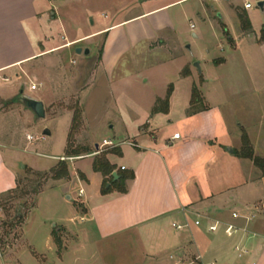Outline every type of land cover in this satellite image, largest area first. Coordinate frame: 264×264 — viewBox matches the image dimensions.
I'll use <instances>...</instances> for the list:
<instances>
[{"label": "crops", "instance_id": "0c3cea01", "mask_svg": "<svg viewBox=\"0 0 264 264\" xmlns=\"http://www.w3.org/2000/svg\"><path fill=\"white\" fill-rule=\"evenodd\" d=\"M230 3L242 7L251 23L250 32H242ZM245 3L251 4L250 0H0V196L15 190L23 173L7 155V151L16 153L18 148L5 142L10 115L3 108L9 103L18 105L22 97L42 102L41 97L19 92L18 84L39 59L52 60L59 54L66 57L73 46L86 43L80 49H89V56L95 51L97 56L89 66L83 61L76 69L78 73H73L79 81L85 72L91 77L113 78L123 60L168 52L169 44L175 42L193 57V48L203 35L194 32L195 17L219 29L218 36L225 37V27L232 43L225 38L235 53L240 51L238 40L232 36L225 17L234 22L238 38L248 47L264 51V42H260L264 24L257 28L253 25V9L244 10ZM261 14L264 19V8ZM185 24L188 26L184 30ZM186 32L191 33L192 41L185 38ZM178 57L168 58L182 61L179 80L168 86H172L168 112L152 114L169 88L149 101L147 119L130 142L115 145L121 155H108L117 173L133 172L134 178L126 182L127 192L102 194L104 178L93 170V161L110 148H95L94 153L79 158L92 160L93 175L78 171L84 180L76 176V181L91 188L92 180L99 175L97 186L89 192L80 189L83 195L76 202L80 210L76 205L70 207L71 215L76 216L63 219L66 225H54L61 227L65 235L61 238L62 248L59 250L54 242L53 228L46 229L41 245L26 236L24 228L30 227L34 208L18 246L11 252L0 248V264H264V212L259 209L264 197H258L264 192V176L255 167L258 182L249 183L250 187L247 183L235 184L232 164L239 159L233 156L230 123L222 105L209 104L201 91L207 85L204 67L208 61L198 60V73L192 57ZM219 58L224 61L218 66H224L227 60L222 56L211 61ZM185 69L189 76H183ZM124 72L135 74L128 68L120 75ZM194 85L208 109L189 114ZM30 91L36 90L30 87ZM42 103L48 115L45 101ZM19 112L17 118L29 111ZM63 114L51 118L68 116L69 135L73 113L67 110ZM175 134L180 138L174 139ZM126 143L129 148L122 149ZM66 147L67 142L65 151ZM64 156L54 157L57 163L51 169ZM70 179L74 182L73 175ZM66 182L60 185L65 186L68 196L72 182ZM76 218L80 219L79 225L67 224L76 223ZM216 224L217 230L211 232Z\"/></svg>", "mask_w": 264, "mask_h": 264}, {"label": "rangeland", "instance_id": "374dc122", "mask_svg": "<svg viewBox=\"0 0 264 264\" xmlns=\"http://www.w3.org/2000/svg\"><path fill=\"white\" fill-rule=\"evenodd\" d=\"M200 1L202 0H197V3ZM250 2L253 6L252 22L257 28L264 24L261 9L257 6L260 0H250ZM230 5L237 15L242 14V7L238 3H230ZM217 9L222 11L221 6H217ZM224 21L230 26L234 39L238 40L240 51L236 53L230 49L224 36H218L219 29L214 30L209 24H203L202 20L195 17L192 21L196 27L194 32L203 35L198 46L193 48V57L189 51L175 42L169 44L168 52L163 51L158 54L155 52L146 55L145 58L123 60L113 78L106 79L101 75L91 77L85 72V76L79 81H77L79 76L73 73L77 71L76 69H80L79 66L83 61L89 66V63L96 61L97 56L95 51H92V55L88 57L76 53L77 49L85 48L86 43L73 46L66 57L59 54V58L53 56L52 58L55 59L52 60L51 57L46 60L39 59V64L32 67L30 73L17 83L20 84L19 92L23 90L25 95L41 97L42 102L45 101L48 112L47 115L45 108L46 118L36 119L34 114L32 116V112L26 108L22 99H19L18 105L9 103L3 108L10 115L9 129L6 132L8 139L5 142L18 148L16 153L7 151V155H10L11 163L17 164L18 171L23 172L19 176L20 188L17 193L0 199V239L3 242L0 248L3 252H11L18 246L22 238V229L34 208L30 216V227L24 228L26 236L30 239L34 238L35 242L41 245L44 233L50 227L53 231L56 230L58 239L62 243L61 238H65V235L61 234V227L55 228L54 225L65 224L63 219L76 216L71 215L70 207L80 205V203L76 204L80 199V189L89 192L97 186L99 175L92 180L91 188L86 183L76 181V176H80L78 171L93 175L92 160L90 158L79 160L87 155L71 157L73 160L65 162L74 177V182L72 179L68 181L72 182L68 187V196L65 195V186L60 185L61 182H67L52 180V174L49 172L52 170L51 166L57 163L54 157L65 154L70 122L67 120L68 116L60 115L58 120L51 117L63 114L67 110L72 113L75 110L80 112L81 119L76 124L71 141V145L75 148L88 149L89 152L94 153L96 146L101 149L114 148L105 146L103 144L105 140L111 141L113 145L129 143V138L146 121L148 113L145 114V111L152 97L165 94L168 86L176 84L179 80L182 61L181 59L169 61L168 58L173 56H179L178 58L185 56L189 59L192 57L193 67L199 61H208L204 67L207 85L201 91L209 104L222 105L232 131L231 146L236 152L244 151L242 137L245 134L250 140L255 156L264 158V51L258 50L257 47L252 49L248 47L243 39L238 38L234 22L227 17ZM187 26L185 24L184 30ZM192 37L190 32H186L185 38H190L192 41ZM99 46L101 47L100 44ZM221 56L227 60L224 66H218L224 61L223 58L214 61L217 65L211 61L212 58ZM128 68L134 70L135 74L124 72L126 74L120 75V71H127ZM49 70L50 72L52 70L53 74H50ZM198 70L197 67L199 73ZM33 85L37 86L35 92L30 91ZM23 109L29 111L28 114L17 118L21 113L19 111ZM47 129L51 131L50 136L43 135ZM29 137H33L34 140L30 141ZM127 143L122 149L129 148ZM117 163H120L119 160ZM24 167L31 171L34 169V172L44 176L24 170ZM232 167L235 184L258 182L257 169L251 161L239 159L235 165L232 164ZM248 186L250 187V184ZM237 191L238 188H235L233 192L237 194ZM67 197H71V201L67 200ZM258 197H264V192ZM18 216L24 218V223L20 226ZM79 221L80 219L76 218V223L67 224L79 225Z\"/></svg>", "mask_w": 264, "mask_h": 264}, {"label": "trees", "instance_id": "16d2710c", "mask_svg": "<svg viewBox=\"0 0 264 264\" xmlns=\"http://www.w3.org/2000/svg\"><path fill=\"white\" fill-rule=\"evenodd\" d=\"M238 19L240 22V28L242 32H250L251 31V23L247 17V15L242 12V14H238ZM225 37L227 38L229 43H232V40L230 38L229 33L227 32L226 28H223ZM260 42H264V29L262 31V36ZM216 65L217 63L214 62ZM183 76H189V71L188 69H185L183 72ZM202 82V79H201ZM172 94V86L169 87V90L167 92V96L163 101H158L157 106L152 111V114H158V113H167L168 112V106H169V99ZM208 108L204 105V100L202 98V94L198 88L197 85H194L193 90H192V96H191V107L189 110V114H194L200 111H206ZM81 119V114L79 111L75 110L73 113V118H72V124H71V129L70 133L68 135V140H67V147L65 151V157L71 158V157H80L82 155H87L89 153L88 149L82 150L79 148H75L73 145H71L72 141V136L75 128L77 127L76 124L79 123ZM242 143L243 146L245 147V150L242 152H236L234 151V154L237 158L239 159H245L249 160L253 163V165L262 173L264 176V158H260L255 156L254 150L251 147L250 140L247 135H243L242 137ZM108 155H121V151L119 148H112L109 150L102 151L99 156H97L94 161H93V170L96 173H100L103 178V185H102V194H107L111 192L112 190H117L118 192L121 193H126V182L129 180H132L134 178L133 172H123V171H118V180H114L112 177V174L117 171L116 166L112 165L109 160H108ZM28 170V169H26ZM31 171V170H28ZM33 172V171H31ZM38 176H44L43 174L39 172H33ZM52 174V180L53 181H69L70 180V169L68 165L65 162H59L55 168H53L50 172ZM80 177L84 180V176L81 174ZM20 188V180L17 182V188L13 191H9L8 193L0 196L1 198L4 197H9L17 193V191ZM40 195V194H39ZM77 208H81V206L77 205ZM17 220L19 221L18 225H22L24 223V218L22 216H18ZM53 238L54 242L59 248V250L62 247L61 241L58 239L56 230L53 231ZM0 244L3 245L2 240L0 239Z\"/></svg>", "mask_w": 264, "mask_h": 264}, {"label": "water", "instance_id": "95a60500", "mask_svg": "<svg viewBox=\"0 0 264 264\" xmlns=\"http://www.w3.org/2000/svg\"><path fill=\"white\" fill-rule=\"evenodd\" d=\"M257 6L261 10H263L264 3L260 2V3H258ZM76 53L78 55H81V54H83L85 56H89L90 55L89 49H85L84 51L82 49H77ZM196 67H198V69H199V64L198 63H196ZM21 99H22L23 103L25 104L26 108L28 110H30L35 115L36 119H45V117H46L45 108H44V104L41 101H37V100L30 99V98H27V97H22ZM43 135L44 136H50L51 132L47 129V130L44 131ZM96 148L99 149L98 146H96ZM112 177L116 181L119 178L118 173L114 172L112 174Z\"/></svg>", "mask_w": 264, "mask_h": 264}, {"label": "built area", "instance_id": "2783aa9c", "mask_svg": "<svg viewBox=\"0 0 264 264\" xmlns=\"http://www.w3.org/2000/svg\"><path fill=\"white\" fill-rule=\"evenodd\" d=\"M209 1L216 2V1H222V0H209ZM237 1H239V0H234V2H237ZM243 8H244V10L248 11V10H250V9H253V6H252V4H250V3H245ZM31 90H33V91L37 90V86H36V85H33V86L31 87ZM179 138H180V134H175V135H174V139H179ZM28 139H29L30 141H33V140H34L33 137H29ZM103 144H104L105 146H112V147L115 148V145H113L111 141H107V140H105V141L103 142ZM69 160H73V159H72V158H68V157H62V158L59 159L60 162H67V161H69ZM122 170H124V169H122ZM79 195H80V196L83 195V191H82V190L79 192ZM259 209H261V211L264 212V201L260 202V204H259ZM234 218H237V215L234 214ZM217 226H218V224L212 226V227L210 228V231H211V232H215V231L217 230ZM178 228L180 229V227H178ZM229 229L231 230L232 227H229Z\"/></svg>", "mask_w": 264, "mask_h": 264}]
</instances>
